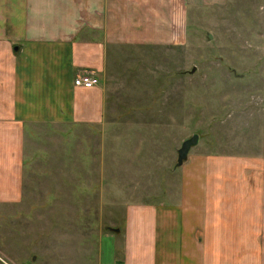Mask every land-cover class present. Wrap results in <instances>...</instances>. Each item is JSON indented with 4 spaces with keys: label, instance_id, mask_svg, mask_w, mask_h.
I'll return each mask as SVG.
<instances>
[{
    "label": "rangeland",
    "instance_id": "obj_1",
    "mask_svg": "<svg viewBox=\"0 0 264 264\" xmlns=\"http://www.w3.org/2000/svg\"><path fill=\"white\" fill-rule=\"evenodd\" d=\"M96 76L100 118L25 135L22 192L0 200V264H70L80 244L92 262L125 206L177 203L197 169L220 180L215 191L247 190V255L234 264H264V0L190 5L181 44L112 45Z\"/></svg>",
    "mask_w": 264,
    "mask_h": 264
},
{
    "label": "crops",
    "instance_id": "obj_2",
    "mask_svg": "<svg viewBox=\"0 0 264 264\" xmlns=\"http://www.w3.org/2000/svg\"><path fill=\"white\" fill-rule=\"evenodd\" d=\"M221 1L0 0V200L22 192L31 125L100 118L98 77L81 87L73 76L100 73L112 45L181 44L188 6ZM209 175L197 169L193 193L186 195L183 174L177 203L125 206L117 230L98 234L94 260L84 261L80 244L70 264H234L246 258L248 192L231 184L215 191L220 180L213 184ZM237 248L242 256L235 259Z\"/></svg>",
    "mask_w": 264,
    "mask_h": 264
},
{
    "label": "water",
    "instance_id": "obj_3",
    "mask_svg": "<svg viewBox=\"0 0 264 264\" xmlns=\"http://www.w3.org/2000/svg\"><path fill=\"white\" fill-rule=\"evenodd\" d=\"M16 45L13 46V49H16ZM198 134L193 132L188 137L184 138L179 146L176 148V160L175 164H180L185 158L189 147L197 142ZM111 230H117L116 227H110Z\"/></svg>",
    "mask_w": 264,
    "mask_h": 264
},
{
    "label": "built area",
    "instance_id": "obj_4",
    "mask_svg": "<svg viewBox=\"0 0 264 264\" xmlns=\"http://www.w3.org/2000/svg\"><path fill=\"white\" fill-rule=\"evenodd\" d=\"M72 83L75 86L90 87L97 83V77L94 72L86 71L73 76Z\"/></svg>",
    "mask_w": 264,
    "mask_h": 264
},
{
    "label": "trees",
    "instance_id": "obj_5",
    "mask_svg": "<svg viewBox=\"0 0 264 264\" xmlns=\"http://www.w3.org/2000/svg\"><path fill=\"white\" fill-rule=\"evenodd\" d=\"M104 229H108V226H104Z\"/></svg>",
    "mask_w": 264,
    "mask_h": 264
}]
</instances>
